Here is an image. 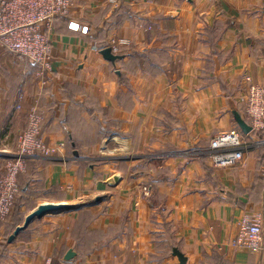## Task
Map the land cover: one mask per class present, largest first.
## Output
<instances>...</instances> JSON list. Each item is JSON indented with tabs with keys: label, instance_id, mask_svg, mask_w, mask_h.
<instances>
[{
	"label": "crops",
	"instance_id": "0c3cea01",
	"mask_svg": "<svg viewBox=\"0 0 264 264\" xmlns=\"http://www.w3.org/2000/svg\"><path fill=\"white\" fill-rule=\"evenodd\" d=\"M51 44L45 84L0 46V175L37 108L57 152L26 161L19 189L80 209L0 243V264H181L175 249L186 264H264L233 245L244 223L264 229V131L233 167L208 153L246 118V77L264 85V0H72Z\"/></svg>",
	"mask_w": 264,
	"mask_h": 264
},
{
	"label": "built area",
	"instance_id": "2783aa9c",
	"mask_svg": "<svg viewBox=\"0 0 264 264\" xmlns=\"http://www.w3.org/2000/svg\"><path fill=\"white\" fill-rule=\"evenodd\" d=\"M72 0H0V46L20 59L38 67L37 77L45 84L44 77L51 70V32L56 19L71 9ZM123 43V42H122ZM117 50V46L115 47ZM246 115L253 131H264V85L246 77ZM20 99L23 94H20ZM16 108L20 109L19 103ZM42 117L37 108L30 112L27 126L19 137L18 153L6 161L0 175V220L13 210L14 200L20 191L18 177L26 160L36 155L53 157L57 150L46 145L42 136ZM63 147V146H62ZM245 135L239 127L217 136L208 151L213 164L228 168L244 160ZM148 194V188H144ZM237 249L251 252L264 250V229L261 221L246 222L233 243ZM45 264H51V261Z\"/></svg>",
	"mask_w": 264,
	"mask_h": 264
},
{
	"label": "rangeland",
	"instance_id": "374dc122",
	"mask_svg": "<svg viewBox=\"0 0 264 264\" xmlns=\"http://www.w3.org/2000/svg\"><path fill=\"white\" fill-rule=\"evenodd\" d=\"M18 141H19V138H18L14 148H11V149L5 151V153H7V155H8V156H6V158H7L6 161H8L9 159H14L15 157H13V154H17L19 152L18 149H16ZM36 156L45 157L44 155H41V154L40 155L38 154ZM32 158H34V157H32ZM30 159L31 158L27 159L26 161H28ZM26 178L27 177H23L22 180H21L22 181L21 184L23 183V186L26 185ZM21 184H19V187L21 186ZM28 184H29V186H27L22 192H21V189H20V191L18 192L17 196L15 197L14 207H13L12 212L5 219L0 220V225H2L5 228V232L0 237V243L2 244V246H6L7 245V242L4 240V237H7L8 231L10 232V230L12 229L11 228L12 227L11 224L14 225V223H17L18 221L19 222L21 221L19 226L24 224L26 216H27V215H25V213H26L25 211L26 210H29V209H32V208L34 209V207H37L36 204L38 203L39 199L40 200L48 199L47 201H53V199H56L58 197L56 194L55 195H50V193L42 192V190L39 189V186L36 185V184H34V186H31L30 183H28ZM24 208H26L25 211H23ZM65 212H69V211H65ZM38 220H40V219H36L34 222H36ZM13 233L14 232H11L8 235V237L10 235H12Z\"/></svg>",
	"mask_w": 264,
	"mask_h": 264
},
{
	"label": "water",
	"instance_id": "95a60500",
	"mask_svg": "<svg viewBox=\"0 0 264 264\" xmlns=\"http://www.w3.org/2000/svg\"><path fill=\"white\" fill-rule=\"evenodd\" d=\"M101 54L103 57L108 60L115 62L119 56L114 55L112 53V50L110 48L104 49L101 51ZM236 123L242 133L244 135H249L250 133L253 132L252 127L250 124L240 115V113L235 112L234 113ZM75 156L78 157L79 154L77 151L74 152ZM114 181V180H113ZM80 207L73 205V204H65V203H44L39 205L33 212H31L25 219V222L23 225L18 226L14 233L10 236L9 238V243H12L16 237L26 230L36 219H42L47 215L51 214H60L65 211H74V210H79ZM72 256V252L67 254V259H70ZM174 256H176L181 264H186L187 263V258L184 256L182 252H180L178 249L174 250Z\"/></svg>",
	"mask_w": 264,
	"mask_h": 264
},
{
	"label": "trees",
	"instance_id": "16d2710c",
	"mask_svg": "<svg viewBox=\"0 0 264 264\" xmlns=\"http://www.w3.org/2000/svg\"><path fill=\"white\" fill-rule=\"evenodd\" d=\"M36 66V65H35ZM248 122H249V120H248V117H247V115H246V118H245ZM72 150L73 151H76L77 150V147H76V145L74 144H72ZM70 150H71V148H70ZM19 212V211H18ZM82 216H84V215H82ZM85 218V217H84ZM21 223V221L19 222H17V223H14V225L13 224H11L12 225V229L10 230V232L8 231V233H7V237H4V240L7 242V244L9 243V238H10V236L8 237V235L11 233V232H14L15 231V229L19 226V224ZM10 225V226H11Z\"/></svg>",
	"mask_w": 264,
	"mask_h": 264
}]
</instances>
